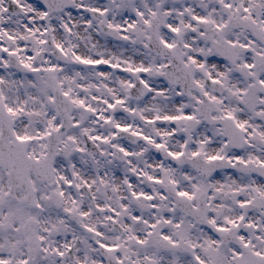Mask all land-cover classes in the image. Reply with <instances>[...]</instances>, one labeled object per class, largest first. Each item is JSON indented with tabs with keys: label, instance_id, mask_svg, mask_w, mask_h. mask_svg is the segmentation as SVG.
Returning <instances> with one entry per match:
<instances>
[{
	"label": "snow or ice",
	"instance_id": "6c2138e0",
	"mask_svg": "<svg viewBox=\"0 0 264 264\" xmlns=\"http://www.w3.org/2000/svg\"><path fill=\"white\" fill-rule=\"evenodd\" d=\"M0 264H264V0H0Z\"/></svg>",
	"mask_w": 264,
	"mask_h": 264
}]
</instances>
